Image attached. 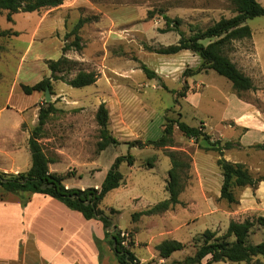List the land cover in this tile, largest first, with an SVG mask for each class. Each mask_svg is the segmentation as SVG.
Masks as SVG:
<instances>
[{"label":"rangeland","instance_id":"rangeland-1","mask_svg":"<svg viewBox=\"0 0 264 264\" xmlns=\"http://www.w3.org/2000/svg\"><path fill=\"white\" fill-rule=\"evenodd\" d=\"M258 2L264 7V0ZM51 12L34 36L44 11L18 13L12 21L7 13H0V29L19 33L10 39L0 38V172L18 174L30 169L28 141L38 125L40 109L47 103L45 93L26 95L21 85L33 86L51 77L47 61L63 56L62 48L72 41V38L67 41L66 35L81 19H87L79 32L82 51H69L65 56L79 62L78 69L95 72L99 78L96 84L79 89L52 81L48 104H53L56 112L49 118L40 143L56 163L54 169L66 177L70 188L88 189L103 183L117 158L133 156V169L127 162L119 166L126 185L110 192L101 206L112 224L124 231L134 227L133 214L169 198L166 185L172 165L167 155L176 152L184 167L183 192L175 218H168L172 213H168V220L150 216L159 222L155 235L161 233L160 239L186 245L183 251L172 255L169 263L193 256L206 230L224 236L231 221L255 222L249 243L264 241V229L256 223L264 217V183L258 188L236 190L239 204L221 200L218 154L203 150L202 137L188 139L174 127V146L167 150L139 149L125 144L158 140L167 121L182 119L212 141L239 143L238 149L224 153L225 159L244 164L254 178L264 177V151L253 147L264 141L255 135H249L244 143L239 140L246 135L245 127L256 130L251 122L264 114V17L246 22L252 30L251 38L226 47V54L256 87L238 94L230 81L213 70L195 74L203 62L196 53H155L180 40L178 33H162L167 27L165 15L180 19V29L188 37L192 29L206 30L223 18L234 17L231 0H66ZM63 21L65 30L61 27ZM51 31L53 34L49 35ZM142 64L155 77L149 78ZM77 72H70L68 78ZM102 103L109 112V130L122 144L100 152L96 113ZM13 148L17 151H12ZM149 162L154 168L150 169ZM132 196L139 201L130 202ZM111 209L120 213L112 214ZM150 220L145 217L141 224L145 226ZM150 237V232L142 230L137 242L144 243ZM105 242L109 245L106 238ZM134 252L139 258L150 256L145 246H136ZM250 264L264 262L254 258Z\"/></svg>","mask_w":264,"mask_h":264},{"label":"trees","instance_id":"trees-1","mask_svg":"<svg viewBox=\"0 0 264 264\" xmlns=\"http://www.w3.org/2000/svg\"><path fill=\"white\" fill-rule=\"evenodd\" d=\"M66 0H0V13L7 12L8 20L12 21V16L18 13H33L48 11L64 5ZM235 6L236 15L229 19H221L208 27L206 30L192 29L191 35L186 34L180 29L181 20L171 19L164 16L166 29L162 33L175 32L180 36L176 45H171L158 50L160 55H176L183 51L196 53L202 59V66L195 74L202 70H213L218 75L231 82L232 88L236 93H244L256 89L253 80L244 74L237 65L226 54V47L234 41H241L252 37V30L246 22L257 17H264V7L258 0H231ZM88 22L81 19L66 35L68 41L62 48L63 56L58 60L47 61V66L51 72V77H46L33 86L21 85V90L26 95L33 93H45L49 87L52 90V81H62L73 88H85L96 84L98 74L78 69L79 62L68 59L65 54L69 51H82L83 44L79 32ZM18 32L13 30H1L0 38H12L18 36ZM209 41L208 44L203 42ZM78 70L73 78H68L70 72ZM142 70L149 78L155 77L146 65L142 64ZM38 116V125L32 130L28 141V146L32 158V165L27 172L18 174H7L0 172V189L9 193L31 192L50 196L68 206L70 209L81 213L87 220H99L103 223L105 238L108 241L119 264H140L135 254L132 252L134 241L130 233L131 241L129 248L122 246L120 231L112 224L105 211L101 208L102 202L111 191L120 188L125 182V176L120 172L119 166L127 162L130 167L135 165V158L131 155L116 159L111 170L99 189H77L66 188L64 182L66 177L52 173L49 164L53 163L45 153L40 140L45 136V127L51 115L56 112L53 104L45 103ZM182 115H180L181 117ZM180 120H169L164 126L161 138L158 140H148L142 142L135 140L125 143L129 147L143 149L153 147L165 149L174 146L173 134L174 127L188 139L197 140L203 138V150L218 154L217 166L222 174V186L220 189V199L228 204H239L236 190L244 188H258L264 183V177L254 178L244 164L228 161L224 157L226 151L238 149L240 144L237 142L221 140L212 141L209 136L202 133L197 127H191ZM96 121L99 127L98 151L103 152L111 146H118L122 143L114 138L109 130V112L102 103L96 113ZM264 151V144L253 146ZM167 156L171 159V169L168 172L166 191L169 198L154 205L146 211L133 214V221L139 220L143 216L163 214L176 205L180 204L179 197L183 192L181 185L182 167L184 164L179 160L176 152H170ZM150 169L154 168L152 162L148 163ZM189 167V164H186ZM46 187L43 189V187ZM112 214L120 213L111 209ZM256 223L264 229V217L258 218ZM114 227L113 232L108 229ZM255 222L246 220L244 222L231 221L222 237H218L215 232L206 230L201 238L202 244L197 247L193 256L187 257L184 261H175L164 264H202L204 259L209 258L206 264L214 262L224 263H246L250 264L254 258H260L264 262V241L259 244H250L249 237L253 233ZM113 238V239H111ZM100 245V243H99ZM186 245L177 240L159 239L155 246L159 259L167 260L174 253L183 251ZM149 264H160L158 261Z\"/></svg>","mask_w":264,"mask_h":264},{"label":"crops","instance_id":"crops-1","mask_svg":"<svg viewBox=\"0 0 264 264\" xmlns=\"http://www.w3.org/2000/svg\"><path fill=\"white\" fill-rule=\"evenodd\" d=\"M51 11H53V9L44 11L33 36L39 33L40 24L53 13ZM61 27L65 30V21L62 22ZM48 34H53V31ZM184 52L186 53L187 51ZM251 125H253L256 130H248V128L245 127L247 132L245 136L242 135L240 137V142H246L244 139L249 135H251V137L255 135V137L262 139L261 142H263L264 114H261V118L256 122H251ZM12 151L17 150L13 148ZM60 153H65V151H60ZM54 167H56V163L53 162L49 164L50 172L61 174L56 171ZM134 167L135 165L130 167V169ZM64 185L66 188L70 189L69 186L71 185L67 184L66 181ZM123 185H126V181ZM100 186L101 185H96L91 188L99 189ZM82 190L84 189L82 188ZM136 201H139L136 196L130 198V202ZM176 206L163 214L151 216H162L166 218L168 217V213H172L170 214L172 215L171 218H168L173 219L175 218L174 212ZM117 211L120 212V210ZM145 217L151 220L147 221L145 226H143L141 223ZM168 218L166 219L168 220ZM133 223V228L124 230L132 234V239L134 241L132 252L135 254L134 249L136 246H145L150 255L149 257L139 258L135 254L140 264H149L153 261H158L160 264L169 263L172 256L167 260H161L155 250V246L161 235V233L160 235L154 234V231L159 228V222L153 217L143 216L139 220L133 221ZM113 225L116 226L115 224ZM142 230L150 232L151 237L144 243H138L137 235ZM95 239H98L97 241L100 243L99 246L97 242H95ZM206 259L207 263L209 258ZM0 264L119 263L112 249L105 242V230L101 221L87 220L81 213L70 209L64 203L47 195L31 192L9 193L0 189Z\"/></svg>","mask_w":264,"mask_h":264},{"label":"built area","instance_id":"built-area-1","mask_svg":"<svg viewBox=\"0 0 264 264\" xmlns=\"http://www.w3.org/2000/svg\"><path fill=\"white\" fill-rule=\"evenodd\" d=\"M120 238L122 240V246L129 248L130 241H131L130 234L126 231H120Z\"/></svg>","mask_w":264,"mask_h":264},{"label":"water","instance_id":"water-1","mask_svg":"<svg viewBox=\"0 0 264 264\" xmlns=\"http://www.w3.org/2000/svg\"><path fill=\"white\" fill-rule=\"evenodd\" d=\"M45 100H46L47 103H50V102H51V90H50L49 87H48V88L46 89V91H45ZM45 188H46V187L44 186L43 189H45ZM114 230H115V228L112 227V228H110L108 231H109V232H113ZM111 239H113V238H111Z\"/></svg>","mask_w":264,"mask_h":264}]
</instances>
